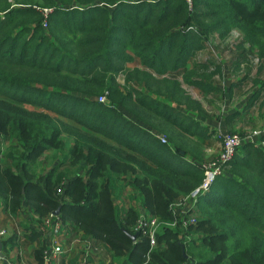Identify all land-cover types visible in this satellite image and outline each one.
I'll use <instances>...</instances> for the list:
<instances>
[{"label":"trees","instance_id":"16d2710c","mask_svg":"<svg viewBox=\"0 0 264 264\" xmlns=\"http://www.w3.org/2000/svg\"><path fill=\"white\" fill-rule=\"evenodd\" d=\"M233 32L242 37L234 68L249 55L260 61L246 110L258 103L264 110V0H193L192 9L186 0H0V144H14L0 162L4 207L15 215L25 203L41 220L59 210L64 224L128 264H145L150 249L134 231L139 208L178 225L160 232L147 264H264V148L240 150L188 213L199 223L183 239L170 208L201 185L193 158L202 159L141 127L149 117L203 145L210 140L209 127L172 107L183 91L176 77L216 96L219 67L190 64L205 38ZM136 59L142 70L128 69ZM242 118L237 111L230 123ZM64 134L75 138L70 157L85 162L86 175L61 189L66 177L58 170L46 186L34 183L32 167L46 151L64 149ZM43 251L35 252L40 263Z\"/></svg>","mask_w":264,"mask_h":264},{"label":"crops","instance_id":"0c3cea01","mask_svg":"<svg viewBox=\"0 0 264 264\" xmlns=\"http://www.w3.org/2000/svg\"><path fill=\"white\" fill-rule=\"evenodd\" d=\"M196 60L197 58L191 62L190 67L194 68L193 64L197 63ZM207 61L213 62V59L209 58L206 60V62ZM226 67H224V64H221V67L219 69L220 74H218V76L214 78L215 86L219 88L224 95L223 98H221L222 105H220L219 108H214V102H209L210 100L208 99L209 97H214V98L219 97L221 92H219L216 96L206 97L199 90L185 85V83H183V79L181 76L176 77L179 83L182 84L183 91L184 90L186 91L187 87L197 90L202 95V97H204V101L207 104L211 105L214 109V113H210L206 111L204 108L205 106L208 107V105L200 103L201 112H199L197 109H188L183 104L182 105L177 104V103L171 104L172 107H174L176 111H178L180 114L186 117L191 116L196 121L202 122L204 127L206 126L210 128L211 134H208V135H210L211 137H210V140L205 141V145L201 144L198 141L197 136H191L190 134H186L191 140L195 139L198 145H201V147L203 146L205 151L209 153L208 155H205L204 158H202V160H200L199 158L197 159L193 158L195 159L193 161L191 159L194 165L198 167L200 170H202V165L204 164L203 160L206 159L205 161H207V159H210L209 158L210 155H217V153L219 152V144L216 145L217 143L213 142L212 139L213 138L217 139L218 134H220V138H221L222 135L229 133V132L239 133L240 126H244V124L247 122V118L249 117L250 109L248 111L246 109L248 106L247 99L250 96H248L246 99L245 97H243L242 103L235 104V107L232 106V99H231L232 92H234V89L238 90L244 85L245 83L244 78L236 79V80L233 79V76H231V73H230V67L232 68L231 71H235L232 62L229 64H226ZM128 69L142 70L140 61L138 59L134 60V62L128 65ZM198 71L202 73V70H198ZM165 77L170 78L168 75H166ZM124 81H125V77H124ZM106 102H107V99L104 103ZM237 111H239V113L242 114L244 118L239 119V120H234L233 122L230 123V116L237 113ZM262 111H263V117H264V110L260 109V112ZM247 112H248V115H247ZM125 115L128 119L138 124V122L132 117H130L128 114H125ZM65 122L66 124H71L72 126L75 127V125H73L72 123H69V121L65 120ZM141 127L143 129L149 130L154 136H156L160 140L161 138L160 135L155 133L147 125L143 124L141 125ZM263 137H264V134H263ZM63 138H64L65 147L62 151L48 150L40 157V159L37 160V163L34 164L33 166V170L35 173L34 179H33L34 183L37 184L39 181H41L42 185L46 186V182H47L46 177L53 170H58L64 173L66 177L64 181L60 184V189H61L62 187L66 188L69 181L73 180L74 177L77 176L78 174L86 175L87 168L85 166V162L83 161L77 162L74 158L72 159L70 157V151L74 147L75 142H76L75 138L73 136H70V134H64ZM67 140H69V142H67ZM246 140L247 141L245 145H252V141L248 137L246 138ZM2 141L8 144V147H7L8 149L6 150V152H5L6 148L0 151V162L6 163L8 162V154L10 152V149L14 144H12L8 140H2ZM164 145H167V144H164ZM185 152L190 154L189 150ZM14 172H16V169H14ZM121 201L119 200L118 202L121 204ZM123 204L124 203H122V205ZM141 210L143 209L139 208L138 210L139 216H140ZM181 214L182 212L180 211L179 216H181ZM47 217L41 220L39 216L33 212L32 208L29 205H26L25 203L22 206V208L17 212V214L12 215L9 212V210L6 209L3 203L0 201V229L7 231V236L1 240L5 242V246H3L2 248V253L5 254L4 255L5 259L6 258L9 259L11 262L12 261L14 262L15 260L18 264H26L24 262V257H25L26 252H29L31 254V257L29 258V262H27V264H45V260H44L45 253L51 254L50 251L53 250L52 244L50 243L49 230H44L43 228L44 220ZM65 225H66L67 235L62 240L64 253L52 259L51 264H78V263L81 264V262H86L87 264H128L127 261L123 258H121L122 259L121 261L120 260L114 261L112 259V253H111L110 248L104 243L98 242L95 239H92L91 237L89 238L86 237L87 243H88L87 247L86 246L83 247L82 245L77 246V244L74 243L76 234L77 233L83 234V232L76 230L75 227H73V225H71L70 223H67ZM80 235H77V236H80ZM32 236L34 237L36 236L37 239L33 241L35 238L32 239ZM11 239H13V242L11 244H7V242ZM90 245H91V249L89 251ZM42 248L44 249L43 261L42 263H40L36 260L35 252L39 251ZM81 256L84 257L85 259L83 258L84 261L82 259L80 262H78ZM16 257L17 259H14ZM0 264H3L1 260H0Z\"/></svg>","mask_w":264,"mask_h":264},{"label":"rangeland","instance_id":"374dc122","mask_svg":"<svg viewBox=\"0 0 264 264\" xmlns=\"http://www.w3.org/2000/svg\"><path fill=\"white\" fill-rule=\"evenodd\" d=\"M45 11H47V10H43V12H45ZM45 28H47V27L45 26ZM204 40H205V44L207 45V47L203 52H201V54H199L196 62L199 64H204V63H206L207 59L211 58V59H213L215 66L219 67V69H220L221 64H224V67H226V64L231 63L232 60L234 59L235 55L238 54V48L241 46L240 44L242 42V37L240 36L239 33L233 32L232 34H229L225 38H219L217 36H211L209 38H205ZM189 69H192V67H190ZM213 70H214V68H213ZM231 70H232V68L230 67V73H231V76H233V79L236 80V79H241V78L243 79L244 78V82H245L241 88H239L238 90L234 89V92H232V96H231L232 106L235 107V104L242 103L243 97H245V99H246L248 96L253 95V92L256 91L257 87H254L253 79H255L259 75L260 61L254 55H249L248 56V62L246 63V65H242L239 67L236 66V68H234L235 71H231ZM248 72H249V74H248ZM200 73L201 72L198 71V74H200ZM246 75H247V77L245 78ZM117 83L119 85H122L124 83V77L119 76L117 78ZM223 96L224 95L221 92L219 97H216V98L209 97L208 100H210L209 102H214V108H219V106L222 105V99L221 98H223ZM100 98H99V101H100ZM106 99H107V97H106ZM177 100H178L177 102H179L180 104L184 103L193 109L198 108V106L201 107L200 103L207 104L204 101V97H202V95L197 90H194V89H191L188 87L186 88V91L184 90L179 94ZM207 105H208V107H206V106L204 107L205 110L210 112V113H214L213 107L209 104H207ZM261 105L262 104L258 103L256 106H253L250 108L249 117L247 118V122L244 124V126H240L239 133L229 132V133H226L224 135L225 136L226 135H241V136H243V138H247L251 134H253L255 131H258L261 133L264 132L263 111L260 112ZM147 120H148V125L151 127V129L155 133L159 134L161 138L165 139L166 144H170L173 147L177 146L179 148L186 147L190 151L191 155H195L197 157H200L201 159L204 158L205 155L209 154L208 152L205 151L203 146L201 147V145H198V143L195 139L191 140L184 132H182L178 129H174L173 127H170V126H168V125H166L160 121L154 120V119L149 118V117H147ZM144 125H147V124H144ZM152 127H154V129ZM219 138H220V134H218L217 139H214V138L212 139L213 142L217 143L216 145L219 144V152L217 153V155H210L209 156L210 159H207V161H205L206 159L203 160L204 164L207 162H210L212 160H215L220 155L221 147L223 144V138H220V139ZM172 140H173V145H172ZM67 142H69V140H67ZM252 146H255V145H252ZM7 147H8V144L5 142H2L0 144V151H2V149L6 148L5 149V152H6V150L8 149ZM32 169H33V167H32ZM185 198H183V199H185ZM123 202H126V201L122 200L121 204ZM178 204H179V201L175 202L172 205H178ZM135 223H136L135 221H132L129 224V227H128L129 230H131L134 227ZM172 224H174V223H172ZM174 225L176 226V224H174ZM0 230H2V229H0ZM172 230H176V229L174 228ZM188 233H190V231ZM80 234L81 233L76 234L74 243L77 244V246L82 245L83 247H85V246L87 247L88 246L87 238L83 234H81V235ZM77 235H80V236H77ZM30 257H31V254L29 252H26L25 257H24V262L26 264H27V262H29ZM83 258L84 257L81 256L79 258L78 262H80ZM1 259H3V260H1V262L3 264H6V263L7 264H18L15 260H14V262L13 261L11 262L7 258L6 259L1 258ZM14 259H17V257ZM84 259H83V261H84ZM112 259L114 261H118V260L121 261L122 260L121 258L118 259L117 257H116V259H114L112 257ZM114 263H116V262H114ZM78 264H80V263H78Z\"/></svg>","mask_w":264,"mask_h":264},{"label":"built area","instance_id":"2783aa9c","mask_svg":"<svg viewBox=\"0 0 264 264\" xmlns=\"http://www.w3.org/2000/svg\"><path fill=\"white\" fill-rule=\"evenodd\" d=\"M190 9H192L193 0H186ZM50 13L49 10L45 11L44 14L47 16ZM47 27V24L44 27ZM106 101V96L100 98V102L104 103ZM264 132L255 131L248 138L252 141V145L260 146L264 148V142L261 140ZM223 144L221 147V153L215 160L207 162L202 165V170L204 173V179L200 186H198L188 197L179 201L178 205H172L170 210L177 216L180 217V226L183 230L182 238L184 239V234L190 230L191 227H195L199 221L196 215L187 216L192 209L195 208L198 199L210 191L215 180L222 176L227 168V166L234 160V158L239 154L242 147L246 144V138L240 135H222ZM161 142L166 144L165 139L160 138ZM61 193V190L59 191ZM180 211L182 212L181 216ZM176 224V226L174 225ZM174 224L166 223L159 218L150 219L149 215L141 210L139 219L135 226V233L141 238H147L149 241V252L147 255V264L150 261L152 252L158 248V236L160 232L164 229H177L178 225L176 222ZM44 230H49L50 243L52 244L53 250L51 254L45 253V264H51L52 259L56 256H60L64 253V248L62 245L63 238L67 235L66 225L63 223L59 215L50 214L44 220ZM7 236L6 230H0V240ZM91 245L89 246V251ZM3 260V259H0ZM81 264H87L82 262Z\"/></svg>","mask_w":264,"mask_h":264},{"label":"water","instance_id":"95a60500","mask_svg":"<svg viewBox=\"0 0 264 264\" xmlns=\"http://www.w3.org/2000/svg\"><path fill=\"white\" fill-rule=\"evenodd\" d=\"M59 210L57 211V212H55V215H59ZM136 239H137V236H134L133 238H132V240L135 242L136 241ZM2 248H3V245H2V241L0 240V257L1 258H5L4 257V254L2 253Z\"/></svg>","mask_w":264,"mask_h":264}]
</instances>
